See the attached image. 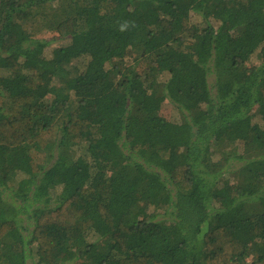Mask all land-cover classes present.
Segmentation results:
<instances>
[{"label": "trees", "instance_id": "trees-1", "mask_svg": "<svg viewBox=\"0 0 264 264\" xmlns=\"http://www.w3.org/2000/svg\"><path fill=\"white\" fill-rule=\"evenodd\" d=\"M30 263L264 264V0H0V264Z\"/></svg>", "mask_w": 264, "mask_h": 264}, {"label": "rangeland", "instance_id": "rangeland-1", "mask_svg": "<svg viewBox=\"0 0 264 264\" xmlns=\"http://www.w3.org/2000/svg\"><path fill=\"white\" fill-rule=\"evenodd\" d=\"M195 21H197V17L195 16ZM70 44L69 40H57L55 41L50 47L46 50V56L48 58L52 57L53 51L55 49H58L60 47H65ZM76 64V63H75ZM83 67V65H79ZM210 81H213V77L210 79ZM163 117H165L167 120H174V121H179L180 114L174 109L173 105L169 102L166 101L162 107L161 113ZM31 264V263H30Z\"/></svg>", "mask_w": 264, "mask_h": 264}]
</instances>
